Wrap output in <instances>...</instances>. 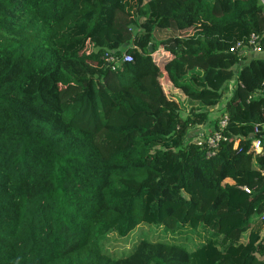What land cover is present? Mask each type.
Returning a JSON list of instances; mask_svg holds the SVG:
<instances>
[{"label":"trees","instance_id":"1","mask_svg":"<svg viewBox=\"0 0 264 264\" xmlns=\"http://www.w3.org/2000/svg\"><path fill=\"white\" fill-rule=\"evenodd\" d=\"M262 87L264 0H0V264H264Z\"/></svg>","mask_w":264,"mask_h":264},{"label":"built area","instance_id":"2","mask_svg":"<svg viewBox=\"0 0 264 264\" xmlns=\"http://www.w3.org/2000/svg\"><path fill=\"white\" fill-rule=\"evenodd\" d=\"M257 36L256 35H250L249 39L247 40V43L244 45H239V42H237L234 46H232L229 50L230 51H235V49L238 47L237 52H241L242 50H245L246 47H249L251 51L253 52H261L260 47L257 45ZM158 53H168V51L164 50L162 47L157 50ZM131 60V56L129 54H122L119 59L113 56H107L105 55L104 61L105 62H113V65H117L120 61H125L129 62ZM261 94L264 95V87L261 88ZM226 115L224 114L221 119L217 122L218 128L221 129L225 126L226 124ZM253 131H256V127H253ZM196 133L198 134L197 139L195 140L196 144H200L201 141L203 140L207 147V155H212L217 146L218 142L220 140H224V137L219 133V131L212 130L210 133L208 132L204 134V130L202 129V126H199L198 129L196 130ZM236 146V142L233 144V147ZM252 149L254 152H258L261 150L260 144L258 141L254 142L252 144ZM245 191H247L246 188H244Z\"/></svg>","mask_w":264,"mask_h":264},{"label":"rangeland","instance_id":"3","mask_svg":"<svg viewBox=\"0 0 264 264\" xmlns=\"http://www.w3.org/2000/svg\"><path fill=\"white\" fill-rule=\"evenodd\" d=\"M87 53H88V51H85V54H87ZM223 100H224V97H223ZM193 133L194 132L189 133V135H191ZM197 137H198V134L196 133V136L191 138V141L195 142ZM153 234H155V232H154V227L152 225L151 226L143 225V226H141V228L138 226L133 231L129 232L128 234L124 235L121 238H116L115 235H112V237H110L108 239L109 242L107 243L106 247H107L109 252L111 251L112 254L116 253L115 256H119L127 250V248L132 243V241L138 239L140 236L149 239ZM192 238H190V239H192ZM193 242H195V241L192 240L190 242V247L193 246Z\"/></svg>","mask_w":264,"mask_h":264},{"label":"crops","instance_id":"4","mask_svg":"<svg viewBox=\"0 0 264 264\" xmlns=\"http://www.w3.org/2000/svg\"><path fill=\"white\" fill-rule=\"evenodd\" d=\"M252 52V51H251ZM244 52V53H250V54H255V52ZM231 86V85H230ZM225 98V97H224ZM217 115V112H211L208 114V130L212 129V125L210 124L211 120ZM212 123V122H211Z\"/></svg>","mask_w":264,"mask_h":264},{"label":"water","instance_id":"5","mask_svg":"<svg viewBox=\"0 0 264 264\" xmlns=\"http://www.w3.org/2000/svg\"><path fill=\"white\" fill-rule=\"evenodd\" d=\"M148 49H150V45L148 46Z\"/></svg>","mask_w":264,"mask_h":264}]
</instances>
